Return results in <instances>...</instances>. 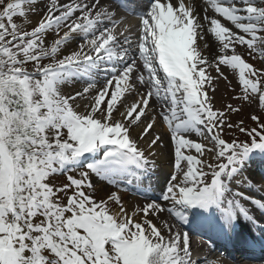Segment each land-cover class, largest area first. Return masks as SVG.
I'll return each mask as SVG.
<instances>
[{"label":"snow or ice","instance_id":"6c2138e0","mask_svg":"<svg viewBox=\"0 0 264 264\" xmlns=\"http://www.w3.org/2000/svg\"><path fill=\"white\" fill-rule=\"evenodd\" d=\"M132 2L0 0V264H201L202 234L264 249V68L244 58H264V0ZM224 67L252 124L216 107Z\"/></svg>","mask_w":264,"mask_h":264},{"label":"rangeland","instance_id":"374dc122","mask_svg":"<svg viewBox=\"0 0 264 264\" xmlns=\"http://www.w3.org/2000/svg\"><path fill=\"white\" fill-rule=\"evenodd\" d=\"M210 14L212 13L210 12ZM16 22H19V20H17ZM221 22L225 23V26L230 27L233 31H237L235 27L231 24V22H226L222 18H221ZM52 39H53L52 36H48L46 38V46H50ZM71 47H75V45L73 44V45L65 46L64 48H62L60 55L62 56L64 54H67V51L70 50ZM216 51L217 49L215 45V52ZM215 52L213 53L207 52L206 55H208L209 58L211 59V57L215 54ZM237 52L245 53V48L238 47ZM244 58L246 59L248 63L253 64V66L256 67L257 69L264 68V58L259 57L258 54H256L255 56H249L248 54H245ZM45 63H47V61H45ZM222 70L224 71L225 75H227L228 80L231 81V85H227L223 80L218 82V85H217L218 90L216 92V107H221L222 105L226 103H232L234 106H239L242 108V111L239 114H232L231 121L233 123H236L240 121L241 119H243L246 121L247 124H252V121L248 119L249 114L255 113L257 115H261L260 111L256 108L255 105L250 107L247 102L232 99L234 95L240 92V87L238 86V74L233 75L232 70L227 67H224ZM209 71L211 72L213 76L216 75L214 69H209ZM76 86L79 87V84H77ZM233 87L235 88V91L232 90ZM69 90H70V87L65 89V91H69ZM229 138H230V134H229ZM242 138L243 137H241V139ZM249 169L251 170L250 163H249ZM169 170L170 168L168 164V159H167V156L165 155L157 163L156 170L154 171L156 175L153 179L154 181L151 182V184L162 187L166 183V178L168 176ZM133 187H136V186H133ZM132 193L133 192H129L128 195L130 196V194Z\"/></svg>","mask_w":264,"mask_h":264},{"label":"bare ground","instance_id":"6f19581e","mask_svg":"<svg viewBox=\"0 0 264 264\" xmlns=\"http://www.w3.org/2000/svg\"><path fill=\"white\" fill-rule=\"evenodd\" d=\"M143 1H145V3L137 4V6H134L133 8H137L138 7V8H141L142 9L144 5H146V4L149 3V0H143ZM101 2L103 3L104 0H101ZM188 2H191V0H186V3H188ZM209 15H212V14H210V12H209ZM37 19H39V17H35V16L31 17V20L32 21H35ZM129 22L130 23H135V19L130 18ZM208 39H209V43H210V46H211L210 47V50L208 52L213 53V52H215V43H213L214 37H212L211 35H209ZM149 194L152 195V196H159V193H158V190L157 189L154 191V193H149ZM123 195H124V199H127L126 201H140V200H143V196L140 195L139 193H137V191H134V193L133 194H130V196L128 195L127 192L126 193H123ZM255 195H257L258 197L264 196V192L260 191L259 190V187H256ZM196 245H197V247H196V249L193 252V256L194 257L197 256L196 255L197 251H200V250L208 251V248L204 244H202V243L201 244H197L196 243ZM206 257L208 258V256H206ZM218 258H219L218 256H213L212 258H208V259H218ZM229 258L232 259V260H234L232 257H229ZM220 259L222 260V264H231L230 262H225V259L224 258H220ZM203 260H200L201 263L203 262ZM233 262H235L237 264H251V262H248V261L247 262H243V263H240V262H237V261H233ZM258 263L259 264L260 263L261 264H264V260H257L253 264H258Z\"/></svg>","mask_w":264,"mask_h":264}]
</instances>
